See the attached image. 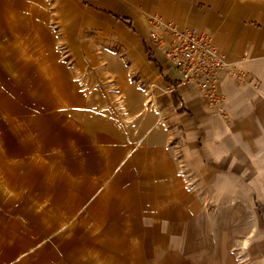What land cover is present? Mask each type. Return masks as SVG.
Masks as SVG:
<instances>
[{
    "label": "crops",
    "instance_id": "0c3cea01",
    "mask_svg": "<svg viewBox=\"0 0 264 264\" xmlns=\"http://www.w3.org/2000/svg\"><path fill=\"white\" fill-rule=\"evenodd\" d=\"M46 2L54 46L68 56L51 54L44 73L57 94L49 101L36 99L38 107L44 104L51 113L82 110L95 83L100 92L120 97L136 121L144 99L157 95L160 115L180 123L183 152L179 167L168 132L152 130L153 113L145 116L148 127L140 144L123 129L124 122L82 123L71 144L75 157H56L52 166L56 177H62L60 170L73 182L57 183L48 201L55 218L58 210L64 217L81 212L86 226L66 231L79 236L77 242L72 237L40 252L49 250L50 264H237L232 232L226 222L218 226L221 215L227 220L229 214H218L217 203L255 198L264 188V0ZM154 17L206 34L219 54L235 59L244 81L224 77L220 87L230 123L218 112L208 113L201 94L164 80L177 84L163 49L143 33ZM86 43L97 49L85 48ZM133 76L144 82L147 95L132 83ZM182 160L187 177L180 175ZM28 232L37 234L35 228Z\"/></svg>",
    "mask_w": 264,
    "mask_h": 264
},
{
    "label": "rangeland",
    "instance_id": "374dc122",
    "mask_svg": "<svg viewBox=\"0 0 264 264\" xmlns=\"http://www.w3.org/2000/svg\"><path fill=\"white\" fill-rule=\"evenodd\" d=\"M47 14L46 0H0V264H50L49 250L44 253L40 248L44 245L48 248L49 244L54 247L62 240L70 243L72 237L77 242L79 236H69L66 231L86 226L81 212L74 214L69 211V216L64 217V211L58 210L55 218L48 195L58 188L57 183L64 186L73 182L64 178V172L60 170L62 177H56L57 170L52 166L57 165L53 162L56 157L60 156V161L64 155L75 157L71 144L78 130L82 129V123L90 124L91 120L106 118L115 127L116 122H124L123 129L134 134L140 144L143 139L139 138L148 127L145 116L153 113L157 121L152 130L168 132V142L174 149L179 167L180 152H183L180 123L167 122L168 115H160L161 109L154 99L157 95L152 98L154 107H146L145 104L151 96L144 99L136 121L130 120L120 97H114L112 92H100L95 83L92 90L84 95L89 104L84 103L82 110L51 113L44 110V104L38 107L36 99L40 97L49 101L53 94H57L53 86H48L44 73L51 54L61 53L65 59L68 56L63 48H55ZM85 48L97 49L94 43H86ZM65 59L62 62H68ZM174 72L178 78L175 69ZM177 80L174 82L180 86ZM132 83L147 95L143 81L133 76ZM203 100L208 113L218 112L226 122H231V115L224 109V101L221 109L215 111ZM170 113L173 114L172 110ZM88 161L95 167L93 157L89 156ZM181 166L180 175L187 177L184 160ZM76 173L80 178V172ZM258 190L261 192L258 196L254 193L255 198H230V203L224 206L217 203L218 214L224 211L229 214L227 220L221 215L218 226L226 222L227 231L231 230L233 258L237 264H264V188ZM52 196L54 198V193ZM34 228L37 234L31 235L35 240L28 232ZM39 229L43 230L41 234ZM55 253L64 255V250L56 249Z\"/></svg>",
    "mask_w": 264,
    "mask_h": 264
},
{
    "label": "built area",
    "instance_id": "2783aa9c",
    "mask_svg": "<svg viewBox=\"0 0 264 264\" xmlns=\"http://www.w3.org/2000/svg\"><path fill=\"white\" fill-rule=\"evenodd\" d=\"M143 33L163 49L166 62L178 74L179 84L201 94L215 111L224 101L220 92L222 79L244 81L235 59L219 54L206 34L163 25L156 17L143 26Z\"/></svg>",
    "mask_w": 264,
    "mask_h": 264
},
{
    "label": "bare ground",
    "instance_id": "6f19581e",
    "mask_svg": "<svg viewBox=\"0 0 264 264\" xmlns=\"http://www.w3.org/2000/svg\"><path fill=\"white\" fill-rule=\"evenodd\" d=\"M145 104H146V107H148V106L154 107V105H155L154 101L152 99H150V97L148 98V100H146Z\"/></svg>",
    "mask_w": 264,
    "mask_h": 264
},
{
    "label": "trees",
    "instance_id": "16d2710c",
    "mask_svg": "<svg viewBox=\"0 0 264 264\" xmlns=\"http://www.w3.org/2000/svg\"><path fill=\"white\" fill-rule=\"evenodd\" d=\"M146 49H147V51H149V50H148L149 48L147 47V45H146ZM150 55H151V53H150ZM151 60H152V59L150 58V61H151ZM164 80H165L166 82H168V83L170 84V86H173V87H174V84L171 83L170 80H169L167 77H165ZM178 84H179V83H178ZM175 85H176V84H175Z\"/></svg>",
    "mask_w": 264,
    "mask_h": 264
}]
</instances>
